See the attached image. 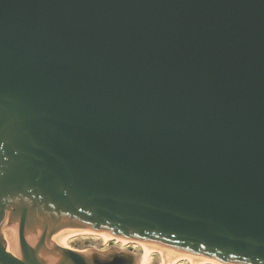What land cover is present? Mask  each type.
<instances>
[{"label": "water", "instance_id": "obj_1", "mask_svg": "<svg viewBox=\"0 0 264 264\" xmlns=\"http://www.w3.org/2000/svg\"><path fill=\"white\" fill-rule=\"evenodd\" d=\"M74 227L264 264V0H0V264Z\"/></svg>", "mask_w": 264, "mask_h": 264}, {"label": "rangeland", "instance_id": "obj_2", "mask_svg": "<svg viewBox=\"0 0 264 264\" xmlns=\"http://www.w3.org/2000/svg\"><path fill=\"white\" fill-rule=\"evenodd\" d=\"M88 231L85 233H75L72 232L69 234V230L66 235L64 234L63 238L61 239V242L72 249L78 250V251H88L86 249H95V250H106L111 247L126 250L129 252H132L137 257V263L138 264H192L189 258H186L184 256H179L178 258H174L171 262L164 261L161 256L158 254L157 250H154L155 248H148L146 253H143L144 250L142 247L138 246L139 244L135 241H128V242H120L116 241L114 238H108L105 239L102 236L90 233L87 234ZM69 235V236H68ZM133 240V239H131ZM151 249V250H150ZM146 254V255H145ZM183 257V258H182ZM174 261V262H173ZM212 259H208V261L202 262L200 264H215L211 262Z\"/></svg>", "mask_w": 264, "mask_h": 264}, {"label": "bare ground", "instance_id": "obj_3", "mask_svg": "<svg viewBox=\"0 0 264 264\" xmlns=\"http://www.w3.org/2000/svg\"><path fill=\"white\" fill-rule=\"evenodd\" d=\"M86 231H88L87 234L95 233V234H98V235L102 236L105 239L114 238V239H116V241H120L122 243L123 242H128V241H135V242H137L139 244L138 246L143 248V250H144L143 253H146L148 248H152V250H153V248H155L154 250H157L158 254L161 256V258L163 257L162 259L164 261H168L169 260L171 262L174 258H176V257L178 258L181 255L186 257V258H189V260L191 261L192 264H200L202 262L208 261V259H209L208 257H205V256L189 254V253L177 250V249L169 247V246H164V245H160V244H154V243H147V242H142V241L131 240V239H128V238H125V237L112 235V234H109V233H105V232H101V231H97V230H93V229L74 227V228H70L69 229V234L71 233V235H72V232L81 234V233H85ZM66 235H67V233H66ZM59 244L61 246L67 247L61 241L59 242ZM210 259H212V258H210ZM211 262H213L215 264H234V263L224 262V261H220V260H216V259H212Z\"/></svg>", "mask_w": 264, "mask_h": 264}]
</instances>
